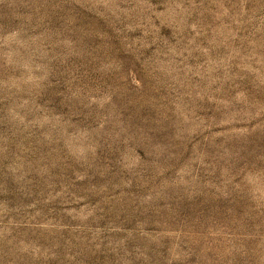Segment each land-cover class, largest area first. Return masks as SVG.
Listing matches in <instances>:
<instances>
[{
  "label": "rangeland",
  "instance_id": "1",
  "mask_svg": "<svg viewBox=\"0 0 264 264\" xmlns=\"http://www.w3.org/2000/svg\"><path fill=\"white\" fill-rule=\"evenodd\" d=\"M0 264H264V0H0Z\"/></svg>",
  "mask_w": 264,
  "mask_h": 264
}]
</instances>
